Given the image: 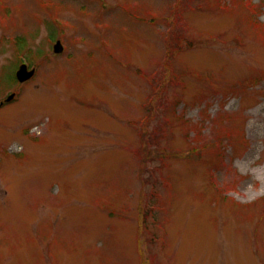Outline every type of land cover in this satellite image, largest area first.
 Segmentation results:
<instances>
[{
  "label": "rangeland",
  "instance_id": "374dc122",
  "mask_svg": "<svg viewBox=\"0 0 264 264\" xmlns=\"http://www.w3.org/2000/svg\"><path fill=\"white\" fill-rule=\"evenodd\" d=\"M0 264H264V0H0Z\"/></svg>",
  "mask_w": 264,
  "mask_h": 264
},
{
  "label": "water",
  "instance_id": "95a60500",
  "mask_svg": "<svg viewBox=\"0 0 264 264\" xmlns=\"http://www.w3.org/2000/svg\"><path fill=\"white\" fill-rule=\"evenodd\" d=\"M62 49H63L62 44L59 41H56V44L53 47L54 53H60ZM34 72H35L34 69L28 70L27 66L20 65L18 71L15 74V77L18 82H26L33 77ZM13 96L14 95H10L8 101L13 99Z\"/></svg>",
  "mask_w": 264,
  "mask_h": 264
}]
</instances>
